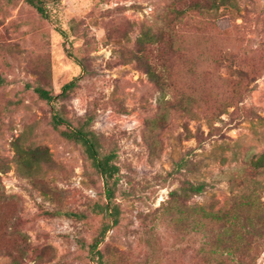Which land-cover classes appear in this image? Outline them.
I'll return each mask as SVG.
<instances>
[{"label":"rangeland","instance_id":"rangeland-1","mask_svg":"<svg viewBox=\"0 0 264 264\" xmlns=\"http://www.w3.org/2000/svg\"><path fill=\"white\" fill-rule=\"evenodd\" d=\"M45 1L48 20L24 0H0V75L8 82L0 87L8 166L0 172V247L12 252L0 264H96L88 247L102 222L93 212L104 202L102 180L60 136L64 126L51 127L54 111L72 127L92 117L102 152H116L120 215L97 248L106 264H218L201 251L208 237L197 217L177 229L165 205L184 182H202L188 206L217 212L253 191L264 207V168L250 164L264 152V0L186 17L173 54L138 41L172 25L193 0ZM70 81L76 87L63 95ZM36 87L53 99H39ZM178 97L189 99L186 110ZM16 143L45 152L47 162L24 170ZM226 264H264V241Z\"/></svg>","mask_w":264,"mask_h":264},{"label":"trees","instance_id":"trees-1","mask_svg":"<svg viewBox=\"0 0 264 264\" xmlns=\"http://www.w3.org/2000/svg\"><path fill=\"white\" fill-rule=\"evenodd\" d=\"M14 0H6L7 4ZM29 6L44 19L48 20L49 16L45 7V0H24ZM232 0H199L189 1L186 9L177 13L174 17V23L164 25L158 28L155 33L146 31L143 37L139 39L138 44L144 45H167L168 54L175 53L176 49V31L175 27L181 23L186 17L192 18L201 16L209 7V9H218L220 5H232ZM212 22V21H211ZM146 72L154 79L157 88L164 94L168 93L171 88L161 82L156 75L148 67ZM8 82L0 75V87L7 85ZM76 87L74 81H70L62 87V93L72 91ZM166 91V92H165ZM34 92L39 99L49 102L53 96L41 87L34 88ZM189 99L186 97H178V105L184 110L187 109ZM92 117H87L85 121L76 127H72L68 122L57 112L54 111L50 117V125L53 129L59 130L60 136L67 142H72L81 148L82 154L89 165L100 176L103 184V204H97L93 208L94 214L102 217L101 225L97 235L89 245L90 252H94V261L96 264H106L103 252L98 248L103 242L106 234L111 226H115L118 222L120 210L115 202V194L117 190L116 176L119 173V168L115 163L116 152H102L101 141L99 136L89 128ZM16 156L22 168L30 173L34 169L38 170L41 163H46L42 160L46 153L40 149H25L19 143L15 144ZM251 169L264 168V152L252 160ZM8 166L5 159L0 158V172H6ZM206 187L205 183L184 182L178 190L170 194V199L165 205V212L170 213V223L177 229H188L192 225V215L197 217V226L207 235L208 240L202 244L201 251L210 257H215L218 264L234 263L237 252L241 249H247L250 244H258L264 241V207L259 202L258 196L250 191L248 194L235 196L229 207L217 212H210L201 206H188L186 199L190 195L201 194ZM179 206V207H178ZM68 218L77 220L85 219L83 214L74 212H65ZM0 214V224H2ZM194 222V221H193ZM1 226V225H0ZM1 232V230H0ZM80 247H85L83 242H80ZM5 253L10 256L11 251L4 252L0 247V254ZM14 253V252H13ZM225 256V257H224ZM210 262H207L209 264Z\"/></svg>","mask_w":264,"mask_h":264}]
</instances>
